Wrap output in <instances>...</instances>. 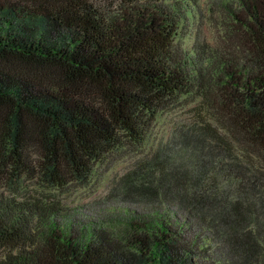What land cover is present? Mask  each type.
Segmentation results:
<instances>
[{"label":"trees","instance_id":"16d2710c","mask_svg":"<svg viewBox=\"0 0 264 264\" xmlns=\"http://www.w3.org/2000/svg\"><path fill=\"white\" fill-rule=\"evenodd\" d=\"M242 1L238 46L226 52L176 43L198 14L195 0L108 9L95 0H0L6 171L55 187L87 182L125 138L143 140L168 95L194 94L202 116L183 149L201 161L195 189L184 177L169 188L189 217L134 213L117 238L77 239L58 205L0 192V264H213L211 239H186L193 219L236 264L263 263L264 0Z\"/></svg>","mask_w":264,"mask_h":264},{"label":"rangeland","instance_id":"374dc122","mask_svg":"<svg viewBox=\"0 0 264 264\" xmlns=\"http://www.w3.org/2000/svg\"><path fill=\"white\" fill-rule=\"evenodd\" d=\"M95 1L107 9L118 7L120 3V0ZM195 1L198 14L191 23L181 26L176 43L188 50L205 43L210 49L226 52L238 46L237 35L233 34L241 26L236 15L245 17L243 1ZM199 105L200 98L194 94L168 95L143 140L136 142L125 138L120 147L94 166L87 182L55 187L30 174L18 177L12 170L6 171L0 163V192L8 198L40 199L45 204L58 205L64 209L63 224L71 227L77 239L117 238L134 213L149 216L164 211L181 219L189 217L183 209L184 204L180 203L179 194L169 188L176 179L184 177V184L190 179L188 192L195 189L190 184L197 173V163L201 161L195 156L190 157L183 149L187 148L186 135L200 126ZM191 223L190 229L186 230L189 244L199 235L205 236L213 241L209 246L214 258L209 259L213 264L219 261L220 264L237 263L234 258H228L227 249L219 238L203 231L199 221L193 219ZM209 243L205 241V244ZM5 255L6 249H0V262ZM260 264H264V257Z\"/></svg>","mask_w":264,"mask_h":264}]
</instances>
